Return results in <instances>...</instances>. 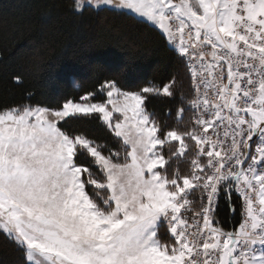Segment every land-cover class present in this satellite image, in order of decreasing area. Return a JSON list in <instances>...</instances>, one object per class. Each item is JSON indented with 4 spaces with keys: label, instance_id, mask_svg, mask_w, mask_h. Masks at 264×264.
Masks as SVG:
<instances>
[{
    "label": "snow or ice",
    "instance_id": "1",
    "mask_svg": "<svg viewBox=\"0 0 264 264\" xmlns=\"http://www.w3.org/2000/svg\"><path fill=\"white\" fill-rule=\"evenodd\" d=\"M101 4L158 26L191 89L172 127L147 103L174 98L176 79L122 90L129 62L100 85L105 102L93 92L55 108L0 102V233L19 264H264V0L74 8ZM97 116L119 150L64 128ZM225 207L239 216L228 230Z\"/></svg>",
    "mask_w": 264,
    "mask_h": 264
},
{
    "label": "trees",
    "instance_id": "2",
    "mask_svg": "<svg viewBox=\"0 0 264 264\" xmlns=\"http://www.w3.org/2000/svg\"><path fill=\"white\" fill-rule=\"evenodd\" d=\"M74 3L0 0V102L55 108L67 99L79 101L87 92L94 93V102H104L100 85L111 78L112 70L129 62L122 90L137 91L150 83L159 86L176 79L174 98L153 96L147 103L156 119L176 126L181 96L191 89L185 60L150 23L108 7L75 9ZM97 65L103 66V76L93 71ZM17 75L19 83L13 79ZM190 98L187 95L185 103ZM190 115L186 112L179 123ZM64 128L119 150L118 140L98 116L70 120ZM180 168L185 171L187 165L182 163ZM219 218L229 221L222 224L226 230L238 226L239 216L233 224L226 207ZM20 259L16 247L0 233V264H19Z\"/></svg>",
    "mask_w": 264,
    "mask_h": 264
},
{
    "label": "rangeland",
    "instance_id": "3",
    "mask_svg": "<svg viewBox=\"0 0 264 264\" xmlns=\"http://www.w3.org/2000/svg\"><path fill=\"white\" fill-rule=\"evenodd\" d=\"M88 2H89V0H85V3H86V4H87ZM91 7H93V8H103V7H108V8L114 9V8H112V6L103 5V4H101V5H99V6H97V5H91ZM116 10L126 11V12H128V13L134 15L135 17H137V18H139V19H141V20H144V21H146V22H148V23L151 24V22L148 21L146 17H142V16H140L139 14L132 12L131 10H128V9H116ZM153 26H154V25H153ZM155 27L158 28V26H155ZM158 29H159V28H158ZM159 30H160V29H159ZM160 32H161V30H160ZM102 93L106 95V93H104V92H102ZM106 100H107V96H106ZM106 100H105V101H106ZM105 101H104V102H105ZM92 102H94V101H92ZM94 103H95V102H94ZM115 115H119V114H115Z\"/></svg>",
    "mask_w": 264,
    "mask_h": 264
}]
</instances>
